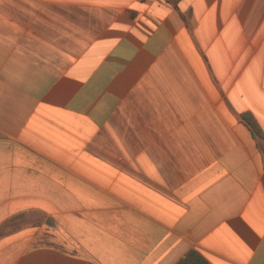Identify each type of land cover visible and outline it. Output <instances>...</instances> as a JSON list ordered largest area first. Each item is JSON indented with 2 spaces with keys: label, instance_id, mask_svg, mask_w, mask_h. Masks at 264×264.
Listing matches in <instances>:
<instances>
[{
  "label": "crops",
  "instance_id": "0c3cea01",
  "mask_svg": "<svg viewBox=\"0 0 264 264\" xmlns=\"http://www.w3.org/2000/svg\"><path fill=\"white\" fill-rule=\"evenodd\" d=\"M241 113L264 0H0V264H264Z\"/></svg>",
  "mask_w": 264,
  "mask_h": 264
},
{
  "label": "trees",
  "instance_id": "16d2710c",
  "mask_svg": "<svg viewBox=\"0 0 264 264\" xmlns=\"http://www.w3.org/2000/svg\"><path fill=\"white\" fill-rule=\"evenodd\" d=\"M176 7V1H173ZM238 119L249 129L252 136L255 138L259 145L264 144V133H262L255 119L248 113H241ZM174 264H209L208 261L197 251L190 250Z\"/></svg>",
  "mask_w": 264,
  "mask_h": 264
},
{
  "label": "rangeland",
  "instance_id": "374dc122",
  "mask_svg": "<svg viewBox=\"0 0 264 264\" xmlns=\"http://www.w3.org/2000/svg\"><path fill=\"white\" fill-rule=\"evenodd\" d=\"M8 224L6 223L5 225L0 227V235L3 233V231L7 228Z\"/></svg>",
  "mask_w": 264,
  "mask_h": 264
}]
</instances>
